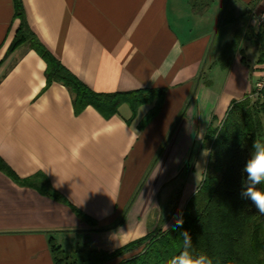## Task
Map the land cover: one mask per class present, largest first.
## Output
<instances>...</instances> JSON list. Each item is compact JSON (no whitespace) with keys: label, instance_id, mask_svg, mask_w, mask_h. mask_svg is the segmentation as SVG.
<instances>
[{"label":"crops","instance_id":"crops-1","mask_svg":"<svg viewBox=\"0 0 264 264\" xmlns=\"http://www.w3.org/2000/svg\"><path fill=\"white\" fill-rule=\"evenodd\" d=\"M21 1L88 89L164 93L108 116L76 111L28 42L8 52L20 21L0 0V264H55L51 239L111 252L159 220L168 229L203 180L207 131L264 78V31L249 16L264 0Z\"/></svg>","mask_w":264,"mask_h":264},{"label":"trees","instance_id":"trees-1","mask_svg":"<svg viewBox=\"0 0 264 264\" xmlns=\"http://www.w3.org/2000/svg\"><path fill=\"white\" fill-rule=\"evenodd\" d=\"M14 5V18L20 24L8 52L28 42L45 60L47 80L69 89L76 111L93 105L108 116L122 102L136 110L155 95H163L158 89L118 94L88 89L37 40L24 20L22 1L14 0ZM254 100L247 95L234 102L220 126L207 131L210 152L203 180L168 229L159 227L111 252H67L51 239L55 264H106L111 260L116 264H186L188 254L193 258L206 255L212 264H264V214L243 195L242 171L255 151L254 144L264 142V86ZM0 169L9 170L1 158ZM182 233L190 237L191 245Z\"/></svg>","mask_w":264,"mask_h":264},{"label":"clouds","instance_id":"clouds-1","mask_svg":"<svg viewBox=\"0 0 264 264\" xmlns=\"http://www.w3.org/2000/svg\"><path fill=\"white\" fill-rule=\"evenodd\" d=\"M254 149L255 151L242 170L245 174L243 195L251 199L260 214H264V148H260L258 144H254ZM209 152V149H205L203 155L207 156ZM181 235L185 236L187 243L191 245L190 237H187L186 233H182ZM184 254L181 253V255ZM186 264H212V261L206 255L193 258L188 254Z\"/></svg>","mask_w":264,"mask_h":264},{"label":"built area","instance_id":"built-area-1","mask_svg":"<svg viewBox=\"0 0 264 264\" xmlns=\"http://www.w3.org/2000/svg\"><path fill=\"white\" fill-rule=\"evenodd\" d=\"M250 20L251 22L257 26L259 29H262L264 31V11H259L257 8H253L250 11ZM264 86V78L262 80H259L256 83L255 89L252 93H250V97L252 99H257L258 97L261 96V89Z\"/></svg>","mask_w":264,"mask_h":264},{"label":"rangeland","instance_id":"rangeland-1","mask_svg":"<svg viewBox=\"0 0 264 264\" xmlns=\"http://www.w3.org/2000/svg\"><path fill=\"white\" fill-rule=\"evenodd\" d=\"M254 101H256V100L253 99V102H254ZM258 146H259L260 148H264V142L260 143ZM173 208H174V207H173ZM180 210H181V209H179L178 213L176 212V214H175L173 217L169 216V217H171V219H170L169 222H171V223L173 224L175 218H177V216L180 214V212H181ZM156 213H157V212H155V214H156ZM171 215H173V214H171ZM160 219H161V218H160ZM163 224H164V220H163V219L157 221V224H156L154 230L157 229V228H159V227H161L162 230H165V229H163ZM152 231H153V230H152Z\"/></svg>","mask_w":264,"mask_h":264}]
</instances>
